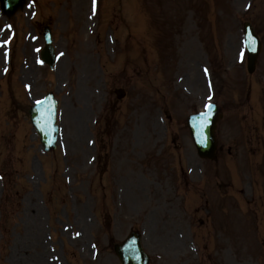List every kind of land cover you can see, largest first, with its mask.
<instances>
[{
  "label": "rangeland",
  "instance_id": "rangeland-1",
  "mask_svg": "<svg viewBox=\"0 0 264 264\" xmlns=\"http://www.w3.org/2000/svg\"><path fill=\"white\" fill-rule=\"evenodd\" d=\"M33 1L0 13V264H120L130 230L150 264H264V0ZM245 19L262 40L253 74ZM47 91L59 137L45 152L28 107ZM207 101L222 112L214 160L185 126Z\"/></svg>",
  "mask_w": 264,
  "mask_h": 264
},
{
  "label": "water",
  "instance_id": "water-1",
  "mask_svg": "<svg viewBox=\"0 0 264 264\" xmlns=\"http://www.w3.org/2000/svg\"><path fill=\"white\" fill-rule=\"evenodd\" d=\"M24 0H0L1 8L4 13L10 15L14 13L17 7L23 4ZM43 60L49 65L52 64L53 52L51 47L47 46L42 52ZM255 53H250V60H253ZM207 117L209 118L210 125H207L206 131L208 137L206 142L197 141L198 148L200 152H204V155L213 151V135L212 131L214 128V122L217 118L216 107L213 105L211 109L207 111ZM31 121L36 129L42 146L45 150L54 146L56 139L57 128L54 124V101L50 95L39 103H36L30 108ZM115 252L119 257L122 264H147L148 257L143 251L140 243V237L136 233H130V235L121 244H116L114 246Z\"/></svg>",
  "mask_w": 264,
  "mask_h": 264
},
{
  "label": "bare ground",
  "instance_id": "bare-ground-1",
  "mask_svg": "<svg viewBox=\"0 0 264 264\" xmlns=\"http://www.w3.org/2000/svg\"><path fill=\"white\" fill-rule=\"evenodd\" d=\"M205 123V118L201 117V114H197L196 118L192 122V134L194 137H201V142H206L208 137L207 131L203 124Z\"/></svg>",
  "mask_w": 264,
  "mask_h": 264
},
{
  "label": "snow or ice",
  "instance_id": "snow-or-ice-1",
  "mask_svg": "<svg viewBox=\"0 0 264 264\" xmlns=\"http://www.w3.org/2000/svg\"><path fill=\"white\" fill-rule=\"evenodd\" d=\"M37 103H39V101H38ZM206 109H207V110H210V109H211V104H209V105H206ZM207 114H208V112H207V111H206L205 113H201V117H206V116H207Z\"/></svg>",
  "mask_w": 264,
  "mask_h": 264
}]
</instances>
